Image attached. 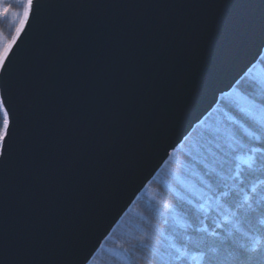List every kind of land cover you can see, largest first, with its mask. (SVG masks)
Instances as JSON below:
<instances>
[{
  "label": "water",
  "instance_id": "water-1",
  "mask_svg": "<svg viewBox=\"0 0 264 264\" xmlns=\"http://www.w3.org/2000/svg\"><path fill=\"white\" fill-rule=\"evenodd\" d=\"M36 2L0 75L26 74L29 129L24 150L0 160V259L75 264L163 168L165 148L263 57L264 0Z\"/></svg>",
  "mask_w": 264,
  "mask_h": 264
},
{
  "label": "snow or ice",
  "instance_id": "snow-or-ice-1",
  "mask_svg": "<svg viewBox=\"0 0 264 264\" xmlns=\"http://www.w3.org/2000/svg\"><path fill=\"white\" fill-rule=\"evenodd\" d=\"M23 3L15 35L0 47V75L10 70L9 53L24 24L39 12L36 0ZM10 12V5L0 8V16ZM262 45L264 27L257 57L264 56ZM25 82L22 71L16 80L0 85V160L27 145L29 129L21 103ZM180 151L184 158L174 159ZM165 156L164 164L171 160L176 165L168 169L175 181L169 188L171 199L147 191L155 179L151 174L138 190L148 197L157 223L133 225L138 236L133 231L117 236L112 228L96 246L78 254L75 264H94L104 240L121 249V264H264V59L254 58L219 89L210 110L178 143L165 148ZM127 215L124 211L116 222Z\"/></svg>",
  "mask_w": 264,
  "mask_h": 264
},
{
  "label": "trees",
  "instance_id": "trees-1",
  "mask_svg": "<svg viewBox=\"0 0 264 264\" xmlns=\"http://www.w3.org/2000/svg\"><path fill=\"white\" fill-rule=\"evenodd\" d=\"M9 3L7 0H0V7L3 4ZM21 5V6H19ZM12 6V4H11ZM14 7H18L20 10V16L16 21H8L9 17L0 18V30L7 38L11 41L13 35H15V30L20 25V21L23 19V3L22 1L18 0V3L13 4ZM264 59V56L262 57ZM192 135H196L195 132ZM183 152H177L174 154V159H183ZM175 168L176 165L170 160L168 164L160 171L159 175L152 181V183L148 186L147 191L149 193L159 192L166 196L167 198L171 199L169 194V188L175 184L173 178L168 175L169 168ZM148 197L145 195H141L139 199L135 202V204L130 208L128 211V215L125 216L124 220H122L118 226L116 227V231L114 235L119 236L120 233H125L128 231H133V236H138L140 233L135 232L133 229V225L140 224L143 227L147 228L149 222L152 224L157 223V220L147 204ZM143 217V219L141 218ZM131 239V238H130ZM134 243L135 241L132 240ZM127 246V245H125ZM112 249L113 251H109ZM121 252V249L116 248L111 240H106L104 242V248L101 249L95 256L94 264H121V260L119 259L118 253ZM139 264H146L145 261H140Z\"/></svg>",
  "mask_w": 264,
  "mask_h": 264
},
{
  "label": "rangeland",
  "instance_id": "rangeland-1",
  "mask_svg": "<svg viewBox=\"0 0 264 264\" xmlns=\"http://www.w3.org/2000/svg\"><path fill=\"white\" fill-rule=\"evenodd\" d=\"M7 1H9V3H7L6 6L3 4V6L0 7V8L7 7V6H9V5L11 6V4H12L11 7H12V9H13V12L8 13L7 16H0V18H6V19H7V17H9L8 21H12V20H13V21L15 22V21H16L15 19H18L19 16H20V13H21L20 10L18 9V7H17V9H16V7L13 6L14 3H18V0H7ZM19 1H22V3H23V0H19ZM19 6H21V5H19ZM23 7H24V3H23ZM14 12H19V16L14 15V14H13ZM9 41H10V40L7 38V36L4 35V33H2V31L0 30V47H2L3 45H5V44H6L7 42H9ZM165 165H166V164H165ZM165 165L163 166V168L165 167ZM163 168H162V169H163ZM162 169H161V170H162ZM161 170H160V171H161ZM160 171H159L158 173H160ZM156 177H157V175H156ZM156 177H155V178H156ZM149 185H150V184H149ZM149 185H148V186H149ZM141 195H142V194H140V196H141ZM140 196H139V197H140ZM120 222H121V221H120ZM120 222H119V223H120ZM117 226H118V225H117ZM117 226H116V227H117ZM115 229H116V228H115Z\"/></svg>",
  "mask_w": 264,
  "mask_h": 264
}]
</instances>
